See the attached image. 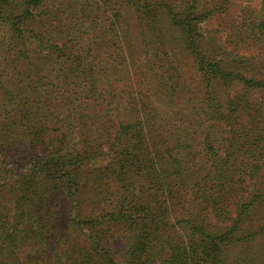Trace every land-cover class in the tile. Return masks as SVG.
Returning a JSON list of instances; mask_svg holds the SVG:
<instances>
[{"label": "trees", "instance_id": "16d2710c", "mask_svg": "<svg viewBox=\"0 0 264 264\" xmlns=\"http://www.w3.org/2000/svg\"><path fill=\"white\" fill-rule=\"evenodd\" d=\"M86 1L62 26L51 0H0V264H230L264 238V66L204 46L231 0ZM238 17L235 41L264 50V0ZM132 20L140 56L186 55L194 88L168 60L175 105L113 118L92 103Z\"/></svg>", "mask_w": 264, "mask_h": 264}, {"label": "rangeland", "instance_id": "374dc122", "mask_svg": "<svg viewBox=\"0 0 264 264\" xmlns=\"http://www.w3.org/2000/svg\"><path fill=\"white\" fill-rule=\"evenodd\" d=\"M121 1L123 3V7L126 6L125 1ZM206 1L210 2V0ZM257 1L258 0H231L229 5L230 8L223 10L220 16L216 15L211 20H206L202 24V29L205 34L204 46L209 53L220 57L224 56L225 58H235L240 60L250 59L253 61V66L258 67V65L261 64L264 66V50H262L259 45H243L242 43L236 42L234 37L236 30L240 29L241 19L238 17L240 9L251 2L257 4ZM51 3L54 6L53 12H55V17L60 21L62 26L72 24L73 21L69 18H75L78 15L77 9L80 8V6L82 7V3L85 6L88 4L86 0H51ZM130 22L134 27V21L132 20ZM53 23L57 24L58 22ZM134 28H129L128 31H126L129 32L130 37L128 38V43L124 44L122 56L111 62V65L113 66H106L109 68L108 72L112 79L109 85L103 90L104 96L99 97L96 102L92 103L93 105L100 103L104 105L108 104L107 106L110 109V114H112L113 118L117 116L120 117L117 107H119L121 111L122 109L133 108L137 110L140 109L141 112L143 110V106L149 109L155 108L161 110V108H165L168 105H175V103L171 104L168 102V98L163 93L164 88L160 86L161 78L164 75H168V60L173 62L176 66L183 84L184 82L189 84V87H186V89L194 88L190 87L193 86L191 81L195 79L194 70L192 67H187L185 65V62L188 63L189 60L186 59L184 61L181 57H186V55L180 54L169 59L168 55H165V59L163 60L164 62L160 63L158 60H155L153 56H150L149 63L146 59V55L140 56L141 49L138 46V41L135 39L137 28H135L136 30ZM166 29L168 31V36L175 37L174 41L178 42V37L181 35L180 30L172 26L170 21H167ZM6 33H8V31L2 30L0 34L3 37ZM174 46L175 50H182L178 44H174ZM175 61L180 65H176ZM152 65L154 66V69L150 71L149 67ZM136 69L137 72H139L137 76L135 72ZM101 77H104V75ZM107 90H110L111 93H106ZM145 92L148 97L144 94ZM186 92L184 89V94L187 95ZM142 94L146 96L144 102L140 99ZM103 99L105 101H103ZM176 104L180 105V101H177ZM89 108L94 109L91 105H89ZM126 112L128 114V111ZM123 117L127 116L123 115ZM112 121L113 119H111V124H113ZM115 128L116 127L113 126V131ZM193 144V152L196 149L200 152V142H194ZM201 156L200 154L196 155V162L201 159ZM97 162L101 161L98 159ZM87 205H89V207L87 206L86 208L91 209V204ZM176 220L177 219L173 220V222L176 223ZM176 225L178 234L187 230V228H182L179 224ZM174 236L177 237L178 235L174 233ZM226 254L230 264H264V238L259 237L252 242H239L231 245L227 249ZM151 264H165L163 261V255H161V253H159V255L157 254L155 262H152Z\"/></svg>", "mask_w": 264, "mask_h": 264}]
</instances>
